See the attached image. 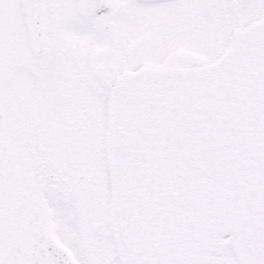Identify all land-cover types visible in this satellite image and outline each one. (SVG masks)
<instances>
[{
  "label": "snow or ice",
  "instance_id": "snow-or-ice-1",
  "mask_svg": "<svg viewBox=\"0 0 264 264\" xmlns=\"http://www.w3.org/2000/svg\"><path fill=\"white\" fill-rule=\"evenodd\" d=\"M0 264H264V0H0Z\"/></svg>",
  "mask_w": 264,
  "mask_h": 264
}]
</instances>
